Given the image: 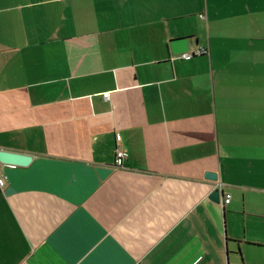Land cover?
I'll list each match as a JSON object with an SVG mask.
<instances>
[{"label":"crops","instance_id":"crops-1","mask_svg":"<svg viewBox=\"0 0 264 264\" xmlns=\"http://www.w3.org/2000/svg\"><path fill=\"white\" fill-rule=\"evenodd\" d=\"M0 150V264H264V0H0Z\"/></svg>","mask_w":264,"mask_h":264},{"label":"water","instance_id":"water-1","mask_svg":"<svg viewBox=\"0 0 264 264\" xmlns=\"http://www.w3.org/2000/svg\"><path fill=\"white\" fill-rule=\"evenodd\" d=\"M171 47L173 53H182L188 51V40L187 38H180L173 40L171 42ZM31 160V157L26 154L8 152L4 150H0V162L2 164L7 165H26ZM100 178L106 177L111 173V169L107 167H98L96 169ZM205 178L216 180V174L214 172H206L204 174ZM221 192L218 188H215L210 194V199L217 202L219 197L221 196Z\"/></svg>","mask_w":264,"mask_h":264},{"label":"built area","instance_id":"built-area-1","mask_svg":"<svg viewBox=\"0 0 264 264\" xmlns=\"http://www.w3.org/2000/svg\"><path fill=\"white\" fill-rule=\"evenodd\" d=\"M206 50L203 48L197 49L193 52H182L180 53V57L183 59H189L190 57H192L193 55H199V54H203L205 53ZM104 98L107 99L108 98V93L103 94ZM115 144L117 146V152H116V165H119L121 162V158L123 157V152L120 149L121 146V141H120V136L119 134L115 135ZM4 185V176L1 173V163H0V187H2ZM230 201V194L229 193H225L222 199V203L223 204H227Z\"/></svg>","mask_w":264,"mask_h":264}]
</instances>
